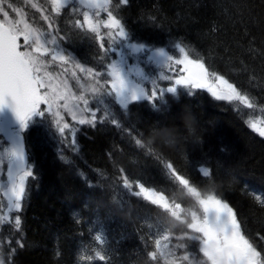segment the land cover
<instances>
[{
    "label": "snow or ice",
    "instance_id": "obj_1",
    "mask_svg": "<svg viewBox=\"0 0 264 264\" xmlns=\"http://www.w3.org/2000/svg\"><path fill=\"white\" fill-rule=\"evenodd\" d=\"M128 4L129 0H0V173H6L0 191L7 199L9 213L0 218V227L7 231L14 224L15 231L21 233L0 249V264H15L18 247H24L22 214L30 200L31 182L38 179L27 145L28 133L40 127L48 139L76 151V137L82 133L79 126L95 129L111 123L133 133L121 125L113 106L127 116L133 105L145 102L154 113L179 124L156 121L147 133L137 128L135 144L160 164L164 177L188 198L182 207L167 195L168 190L140 183L125 175L123 167L118 168L117 186L122 180L129 195L143 196L162 210L166 222L170 217L180 226L177 232L158 228L151 235L138 236L148 259L153 264H264V248L257 245L238 212L217 190V173L201 164V181H193L154 143L159 140L163 146L178 145L186 139L181 129L196 138L190 108L180 106L172 111L169 96L178 102L181 95L193 97L198 91H206L217 101H239L248 108H253V103L213 69L207 57L190 54L182 40L165 47L134 39L121 13V6ZM31 9L39 13L46 28L36 26ZM62 16L68 17L66 26H61ZM148 19L156 22L155 17ZM75 40L93 46L95 65L82 62L64 46ZM249 45L253 57L264 56V50L258 51L252 41ZM142 64L153 70L145 71ZM244 71H248L247 65ZM69 78L76 82L79 93L73 91ZM185 119L189 120L187 125ZM249 127L264 137V127L257 122H249ZM58 156L68 162L62 150L58 149ZM221 169L231 175L227 162L218 165ZM251 195L264 212V194L253 191ZM112 203L116 207L109 208L108 218L116 212L123 214L130 205L123 196L119 200L112 197ZM13 211L17 215L11 216ZM97 223L95 239L100 248L94 250V257L86 259L111 264L114 250L110 238L103 221L98 219ZM260 238L264 240V236ZM149 241L154 242V250Z\"/></svg>",
    "mask_w": 264,
    "mask_h": 264
},
{
    "label": "trees",
    "instance_id": "obj_2",
    "mask_svg": "<svg viewBox=\"0 0 264 264\" xmlns=\"http://www.w3.org/2000/svg\"><path fill=\"white\" fill-rule=\"evenodd\" d=\"M121 13L134 39L165 47L182 40L190 54L207 57L209 65L253 103V108H244L217 101L205 91L193 97L181 95L178 102L169 96L172 111L180 106L190 108L196 138L181 129L186 139L178 145L154 143L193 181H201L198 165L210 166L217 173V190L238 212L257 245L264 248L260 238L264 236V212L251 195L253 191L264 194V138L248 124L256 119L264 125V56L253 57L248 51L250 41L258 51L264 50V0H129L127 6H121ZM150 16L156 18L155 23ZM65 19L68 17L59 18L61 26H66ZM64 46L82 62L95 65L94 48L87 41L75 40ZM245 65L248 71H244ZM113 108L121 125L133 133L137 128L147 133L156 121L179 124L154 113L146 102L133 105L127 116L115 105ZM66 119L70 121V117ZM79 127L82 133L77 134L76 151L48 139L40 127L28 133L27 145L38 179L31 182L30 200L22 214L24 247H18L15 264H104L86 259L100 248L95 239L98 219L103 221L114 250L111 264H153L138 236L151 235L158 228L177 232L180 226L170 217L166 222L162 210L143 196L129 195L122 180L117 186L118 168L123 167L125 175L140 183L168 190L167 195L182 207L188 199L186 193L164 177L160 164L135 144L133 133L111 123L95 129ZM58 149L68 162L59 158ZM225 162L231 166L230 176L218 170ZM121 196L130 205L123 214L116 212L108 218L109 208L116 207L112 197L119 200ZM19 235L15 229L2 228L0 249ZM149 242L154 250V242Z\"/></svg>",
    "mask_w": 264,
    "mask_h": 264
},
{
    "label": "rangeland",
    "instance_id": "obj_3",
    "mask_svg": "<svg viewBox=\"0 0 264 264\" xmlns=\"http://www.w3.org/2000/svg\"><path fill=\"white\" fill-rule=\"evenodd\" d=\"M39 14V13H38ZM30 16L31 17H34V23L36 24V26L38 27H44V26H46L47 27V25L35 14V11L33 12V11H30ZM174 54H176V55H179V53H178V51H174ZM130 63H132V61L130 60L129 61ZM141 67H144V69H145V71H152L153 69L151 68V67H149V66H145V65H141ZM68 83L70 84V86H72V89H73V91H75V92H77V93H79V91H80V89H79V87H78V85H76V82H74V84H71V80L69 79L68 80ZM85 83H87L86 81H85ZM75 86H76V89H75ZM232 102H234L235 104H237V105H244V104H242L241 102H239V101H232ZM67 116V115H66ZM68 117V116H67ZM252 121H255V122H257V124H258V126H262V127H264V125L262 124V122L260 121V120H256V119H254V120H251V121H249V122H252ZM251 128V127H250ZM252 129V128H251ZM253 130V129H252ZM254 131V130H253ZM255 132V131H254ZM257 133V132H256ZM258 134V133H257ZM0 182H6V173H0ZM0 193H2V191H0ZM6 205H7V199H6V197L5 196H1L0 195V218H3V217H7L8 215H9V213H8V211H7V207H6ZM7 211V212H6ZM15 215H17V213H15L14 211L11 213V216H15ZM5 223H7V221H5ZM2 228L3 227H0V230H2ZM13 229H15V226H14V224H13V227H12V229H9L10 231H12Z\"/></svg>",
    "mask_w": 264,
    "mask_h": 264
},
{
    "label": "clouds",
    "instance_id": "obj_4",
    "mask_svg": "<svg viewBox=\"0 0 264 264\" xmlns=\"http://www.w3.org/2000/svg\"><path fill=\"white\" fill-rule=\"evenodd\" d=\"M183 122L185 123V125H187L189 123V120L185 119Z\"/></svg>",
    "mask_w": 264,
    "mask_h": 264
},
{
    "label": "flooded vegetation",
    "instance_id": "obj_5",
    "mask_svg": "<svg viewBox=\"0 0 264 264\" xmlns=\"http://www.w3.org/2000/svg\"><path fill=\"white\" fill-rule=\"evenodd\" d=\"M18 2H19V0H18ZM31 10H34V9H31Z\"/></svg>",
    "mask_w": 264,
    "mask_h": 264
}]
</instances>
